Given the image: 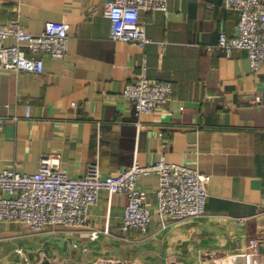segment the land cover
I'll return each mask as SVG.
<instances>
[{"label":"crops","instance_id":"1","mask_svg":"<svg viewBox=\"0 0 264 264\" xmlns=\"http://www.w3.org/2000/svg\"><path fill=\"white\" fill-rule=\"evenodd\" d=\"M106 1L0 0V24L16 19L37 34L46 21H63L69 32L67 56H45L42 73L0 70V172H35L53 156L69 177L93 162L109 175L165 156L212 176L206 212L163 227L158 177L149 174L137 183L155 218L148 234L125 232L126 196L109 202L101 192L86 229L36 234L0 220V264H231L250 239L264 240V62L253 71L247 51L218 48L240 18L225 0H169L167 12L143 11L151 39L143 48L110 38ZM144 63L148 78L173 90L155 112L137 115L123 91Z\"/></svg>","mask_w":264,"mask_h":264},{"label":"built area","instance_id":"2","mask_svg":"<svg viewBox=\"0 0 264 264\" xmlns=\"http://www.w3.org/2000/svg\"><path fill=\"white\" fill-rule=\"evenodd\" d=\"M225 6L237 10L240 18L235 36L220 33L218 48L227 55L247 51L252 70L258 71L264 62V0H225ZM168 10L169 0H107L104 14L111 21L110 38L143 48L151 39L141 23V13ZM9 38L14 39L13 44L6 43ZM68 40V25L63 21H46L44 30L37 34L27 32L16 19L6 21L0 24V70L42 73L45 56H67ZM172 90L171 82L148 78L144 63L142 74L127 84L123 96L140 115L155 112L170 100ZM149 174L158 177L156 212L163 227L168 220L205 214L212 176L189 165L170 163L165 156L147 165L135 160L123 171L109 175H102L98 163L93 162L81 177H69L59 158L46 156L35 172L13 168L0 172V220L20 222L36 234L47 229H86L91 225L92 207L100 193L106 192L109 202L114 194L127 198L123 230L137 229L148 234L155 218L146 189L137 183ZM88 234L96 239L99 231L91 229ZM263 243L258 237L250 239L245 253L247 264H264L259 256ZM17 252L21 254L23 249Z\"/></svg>","mask_w":264,"mask_h":264},{"label":"water","instance_id":"3","mask_svg":"<svg viewBox=\"0 0 264 264\" xmlns=\"http://www.w3.org/2000/svg\"><path fill=\"white\" fill-rule=\"evenodd\" d=\"M40 264H53L52 261H50L48 258L41 261ZM96 264V263H94ZM107 264H125L123 261H115V262H109ZM205 264H216V263H205ZM231 264H247L245 260V256L238 257L237 260H235Z\"/></svg>","mask_w":264,"mask_h":264},{"label":"rangeland","instance_id":"4","mask_svg":"<svg viewBox=\"0 0 264 264\" xmlns=\"http://www.w3.org/2000/svg\"><path fill=\"white\" fill-rule=\"evenodd\" d=\"M28 227V226H27Z\"/></svg>","mask_w":264,"mask_h":264}]
</instances>
